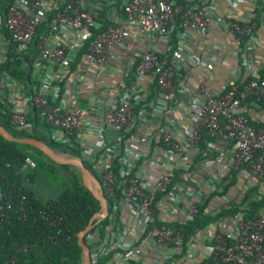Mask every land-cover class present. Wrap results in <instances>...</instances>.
<instances>
[{"label":"built area","instance_id":"1","mask_svg":"<svg viewBox=\"0 0 264 264\" xmlns=\"http://www.w3.org/2000/svg\"><path fill=\"white\" fill-rule=\"evenodd\" d=\"M225 1L226 15L216 0H0V99L13 126L37 134L39 119L54 142L80 148L99 175L108 215L86 235L92 264H193L200 243L203 264H264V209L256 218H225L188 242L176 226L196 218L204 197L189 174L175 183L177 171L190 169L193 152L216 165L215 143L202 149L203 134L216 140L224 127L232 168L264 187V126L245 107L251 97L264 100V73L221 95L211 86L215 65L173 46L174 33L180 41L213 25L239 47L257 40V15L239 16L246 0ZM137 42L142 49L134 55L129 46ZM176 111L191 127H182ZM36 168L27 157L19 169L25 185ZM6 180L0 169V233L17 217L49 244L71 240L54 207L37 209ZM37 246L22 244L10 263Z\"/></svg>","mask_w":264,"mask_h":264},{"label":"trees","instance_id":"2","mask_svg":"<svg viewBox=\"0 0 264 264\" xmlns=\"http://www.w3.org/2000/svg\"><path fill=\"white\" fill-rule=\"evenodd\" d=\"M261 6H264V4H261ZM263 13L264 8L257 9L255 12L259 20L262 18ZM176 35L177 34L174 33L172 38L174 48L179 47V39ZM13 64L18 68L22 65V60H18L15 63L13 62L12 65ZM9 66L10 65H6L5 68H9ZM20 76L23 81H26L24 74H20ZM260 104L264 106V102ZM29 117L31 122H33L31 110H29ZM0 125L4 126L16 137H37L36 133L31 135L27 132L17 130L13 126L10 108L4 105L1 99ZM38 127L46 142L53 149L83 159L85 165L99 179L98 173L93 165L84 158V153L80 148H72L69 145H60L54 142L51 138L50 127L41 123L39 119ZM215 141L216 140L209 135L203 134L200 144L201 148L206 151L208 150V144L210 142L215 143ZM30 151H34V153L37 152L39 156H34ZM27 157H32L37 162V168L30 173V175L28 174L27 177L30 178V184L25 185L26 175L20 172L19 169L25 163ZM209 158L211 159V157ZM206 159L208 158L204 157L202 154L196 155L190 169L187 171L183 169L177 171L175 183L181 181V176L183 174L191 175L194 172L196 165L202 163ZM47 163L52 164L54 166L53 168H57L60 171L59 173L61 176L66 177L69 181V186L61 195L44 203L41 201V187L38 183L41 181L42 176H44L43 174L47 172ZM0 169L4 170L6 174V186H11L17 183L18 190L21 191L20 194L26 195L28 200L31 201L37 209H45L47 206L54 207L64 218L67 229L71 231L70 241L64 242L60 245H52L46 242V237H44L38 228L32 229L29 223L22 222L17 217H13L8 223H6L4 230L0 233V264H12L10 263V257L13 256L16 253V250L25 243H37L38 246L31 247L27 254L20 255L18 261L14 264H83V252L78 244L77 236L88 227L94 215L100 211L101 206L91 192L83 186L80 171L74 166L58 165L38 149L29 145L8 142L1 135ZM16 171H19V174H16ZM239 174V171L234 170L232 166L230 167L229 173L225 177V182L221 186L224 188L223 191L225 193L234 184L238 183ZM224 195V193H221V191L219 192L216 189L209 195L204 196L199 203L200 211L196 218L185 225H176L178 229L182 230L185 242H188L191 237L196 236L207 228L212 226L219 228L220 222L225 218H236L243 214L247 219L256 218L260 216L264 209V198H254L252 196V191H247L241 202L233 201L220 206L218 211H210L209 207L213 198L216 196L224 197ZM104 223H108V220ZM48 233H50L49 230H47V234ZM85 242L88 243L87 236L85 237Z\"/></svg>","mask_w":264,"mask_h":264},{"label":"crops","instance_id":"3","mask_svg":"<svg viewBox=\"0 0 264 264\" xmlns=\"http://www.w3.org/2000/svg\"><path fill=\"white\" fill-rule=\"evenodd\" d=\"M257 1L259 0H246L243 2L238 9L239 16L245 20L251 19L256 10L261 9V7L257 6ZM216 5L221 15L228 13L229 7L225 0H216ZM257 21V40L250 41L251 44L246 43L240 47L237 45L234 36L225 35L222 32V27L215 25L206 33L193 31L188 38H182L179 41V46L183 49L185 55L199 57L215 65V77L211 86L216 93L225 94L233 82L245 83L252 72L264 73V13L260 20L257 18ZM161 46L164 49V45ZM141 49V44L138 42L129 46L130 53L134 55H137ZM192 68L193 65L190 63L184 68V71ZM252 98L246 103L245 107L252 121L259 126H264V106L260 104L264 100L259 101L256 97ZM31 112L33 113L32 110ZM175 117L181 122L183 128L191 127L189 117L182 111H176ZM225 131L226 129L223 127L221 135L215 141V152L212 161L216 165L211 167L205 160L202 163H198L194 172L190 175L191 182H189V185L195 189L201 187L204 196L209 195L216 189L219 192L221 189L224 190L221 186L225 182V176H227L232 166L234 147L232 142L226 138ZM191 155L193 160L196 157V152L191 153ZM221 169H227L224 175H221ZM239 173L238 183L234 184L226 193L224 191L221 192L225 194L224 197L216 196L213 198L209 207L210 211H218L220 206L233 201L241 202L247 191H252L254 198H264V187L249 179L244 171H239ZM202 235L204 242L208 243L206 235L204 233ZM205 254V246L200 243L193 264H203ZM155 256L161 262L164 261L159 251L156 252Z\"/></svg>","mask_w":264,"mask_h":264},{"label":"water","instance_id":"4","mask_svg":"<svg viewBox=\"0 0 264 264\" xmlns=\"http://www.w3.org/2000/svg\"><path fill=\"white\" fill-rule=\"evenodd\" d=\"M36 129H39L38 123L36 121ZM0 135L12 143H19L24 145H29L38 149L44 155H46L50 160L58 165H69L76 167L82 178L83 186L91 192L94 198L100 203L101 209L98 213L94 215L88 227L78 234V244L83 252V264H92L91 251L85 242V237L89 230L93 226V222L97 218H105L108 215V203L103 195V190L100 180L92 173V171L85 165L83 160L79 157H73L69 154L61 153L53 149L45 140L42 133L39 131L37 137H25L20 138L12 135L4 126L0 125Z\"/></svg>","mask_w":264,"mask_h":264},{"label":"rangeland","instance_id":"5","mask_svg":"<svg viewBox=\"0 0 264 264\" xmlns=\"http://www.w3.org/2000/svg\"><path fill=\"white\" fill-rule=\"evenodd\" d=\"M32 152L34 156H39L37 152ZM50 163H47V172H45L38 183L41 187V201L46 203L52 198H56L61 195L69 186V181L66 177L60 175V171ZM100 180V179H99Z\"/></svg>","mask_w":264,"mask_h":264}]
</instances>
